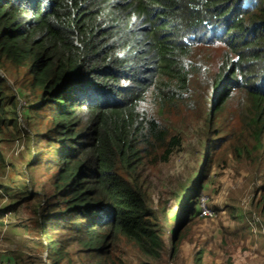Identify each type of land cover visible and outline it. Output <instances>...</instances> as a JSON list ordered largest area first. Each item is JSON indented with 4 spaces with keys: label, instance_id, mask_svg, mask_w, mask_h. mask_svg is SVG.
<instances>
[{
    "label": "trees",
    "instance_id": "16d2710c",
    "mask_svg": "<svg viewBox=\"0 0 264 264\" xmlns=\"http://www.w3.org/2000/svg\"><path fill=\"white\" fill-rule=\"evenodd\" d=\"M216 47L212 71L205 57ZM7 68L21 72L28 96L33 139L20 186L39 199L49 264H69L72 253L128 264L124 246L139 264H168L199 218L210 153L255 154L264 167V0H0ZM16 99L0 76V135L18 130ZM178 109L207 113L199 164L172 190L166 246L171 208L162 197L154 204L147 171L183 144L169 118ZM229 110L237 123L218 130ZM261 196L264 212V178Z\"/></svg>",
    "mask_w": 264,
    "mask_h": 264
},
{
    "label": "rangeland",
    "instance_id": "374dc122",
    "mask_svg": "<svg viewBox=\"0 0 264 264\" xmlns=\"http://www.w3.org/2000/svg\"><path fill=\"white\" fill-rule=\"evenodd\" d=\"M220 53L221 49L216 47L206 54L205 60L212 63V71ZM0 76L4 79L9 94L17 97L18 127L17 132L9 131L0 135L3 156L0 162V217L3 221L0 228V258L5 264H49L45 258L42 237L35 227L37 218L33 211L39 199L20 186L24 166L31 159L27 139H33L23 123L25 114L24 108L21 109L23 103H28V96L22 87L21 72L7 68L0 70ZM206 113L207 111L198 119L195 110L178 109L170 114L172 126L182 136L183 144L174 150L166 164L147 171L154 204L162 197L171 208L167 221L163 224L166 246L175 224L172 213L177 210L172 190L193 174L195 166L199 164L201 150L197 148V143L203 138ZM236 123L237 115L229 110L219 116L218 130ZM210 154L212 164L201 195L208 196L217 215L212 220H192L194 224H191L187 235L191 239L185 237L179 246L177 259L168 264H194L192 257L202 248L206 252L203 264H264V212L261 211L264 167L261 161L253 158L255 154L252 159L241 158L240 161L233 160L224 148ZM262 159L264 160V155ZM40 172L41 169L38 174ZM239 214L241 217L236 218ZM226 232L233 237V234L237 236L233 238L226 235ZM124 248L127 253L126 262L139 264L135 252L128 246ZM86 262L82 255H70L69 264ZM61 264L67 263L62 261Z\"/></svg>",
    "mask_w": 264,
    "mask_h": 264
},
{
    "label": "built area",
    "instance_id": "2783aa9c",
    "mask_svg": "<svg viewBox=\"0 0 264 264\" xmlns=\"http://www.w3.org/2000/svg\"><path fill=\"white\" fill-rule=\"evenodd\" d=\"M216 212L210 205V201L207 195H201L198 199V217L202 219H214ZM3 226L2 218L0 217V228ZM1 251V250H0ZM0 264H5L0 258Z\"/></svg>",
    "mask_w": 264,
    "mask_h": 264
}]
</instances>
